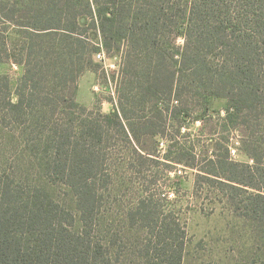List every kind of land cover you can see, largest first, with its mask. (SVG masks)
<instances>
[{"label":"trees","instance_id":"obj_1","mask_svg":"<svg viewBox=\"0 0 264 264\" xmlns=\"http://www.w3.org/2000/svg\"><path fill=\"white\" fill-rule=\"evenodd\" d=\"M102 50L122 58L109 113L77 98ZM8 60L23 73L13 99L0 70V264H184L186 223L154 187L161 162L218 189L264 264V0H0ZM215 98L253 164L218 135L188 138Z\"/></svg>","mask_w":264,"mask_h":264},{"label":"rangeland","instance_id":"obj_2","mask_svg":"<svg viewBox=\"0 0 264 264\" xmlns=\"http://www.w3.org/2000/svg\"><path fill=\"white\" fill-rule=\"evenodd\" d=\"M11 37H15L14 33ZM180 42L182 43V39H179ZM95 58L100 66L97 71L87 70L80 77L77 98L80 103L89 108L98 106L102 112L109 113L118 102L117 87L121 76L122 58L120 55H106L103 60ZM0 70L9 75L13 99H16L15 90L22 76L23 67L8 60L0 64ZM226 105L225 99L215 98L210 108L213 120L206 125L200 121L192 122L189 126L192 135L188 138L199 144L200 141L206 142L210 137L218 135L223 142L229 143L232 156L236 161L253 164L252 157L240 148L239 134L230 133L222 125L226 116ZM213 128L215 130L211 131ZM169 143L168 140H160L158 151L160 156L164 155ZM120 162L118 165L122 167ZM166 165L162 162L160 165L153 163L150 168L154 171L153 173L157 171L158 180L154 187L161 191L162 197L165 196L168 199L172 209L181 213L186 223L188 244L184 264L259 262L262 259V249L258 244L257 234L243 218L230 209L220 191L208 186L199 187L198 177L193 169L177 163ZM53 190L58 198L67 197L69 207L75 210L74 199L71 195L66 196L65 187H55ZM124 198L130 200L131 194Z\"/></svg>","mask_w":264,"mask_h":264},{"label":"built area","instance_id":"obj_3","mask_svg":"<svg viewBox=\"0 0 264 264\" xmlns=\"http://www.w3.org/2000/svg\"><path fill=\"white\" fill-rule=\"evenodd\" d=\"M95 57H97V58L100 59V60H103V59L106 58V54H105V52L102 50L101 52L97 53V55H96ZM233 152H234V150H233Z\"/></svg>","mask_w":264,"mask_h":264}]
</instances>
